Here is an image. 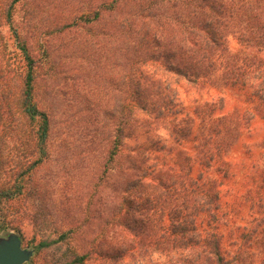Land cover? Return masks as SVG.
Wrapping results in <instances>:
<instances>
[{
  "label": "rangeland",
  "instance_id": "obj_1",
  "mask_svg": "<svg viewBox=\"0 0 264 264\" xmlns=\"http://www.w3.org/2000/svg\"><path fill=\"white\" fill-rule=\"evenodd\" d=\"M201 1L20 0L12 5L13 0H0V61L9 60L15 71L25 74L19 42L25 44L38 69L34 101L49 121L47 156L29 173L24 166L14 167L38 160V120L31 126L22 123V133L2 141L0 185L8 182L7 188L23 189L15 199L0 203V238L15 234L23 250L33 251L30 264H73L75 256L84 254L88 258L83 264H184L185 258L189 264L194 259L195 264H215L193 256L196 250L159 249L151 227L139 233L136 222L144 221V200L151 190L136 187L135 173L127 169L133 159L144 157L147 167L171 166L176 174L192 169L195 176L201 119L194 111L204 104L214 105L215 116L232 117L241 125L225 153L229 179L219 187L224 253L232 264H264V118L253 114L262 84L251 78L241 89L202 86L167 74L161 60L152 56L154 38L173 35L180 42L179 29L204 21H221L229 28L227 44L238 47L228 32H235L242 21L234 13L229 20L226 13L219 17L200 9ZM209 1L226 7L234 3ZM10 6L6 22L3 11ZM145 33L154 47L149 52L140 48ZM13 79L15 93L20 81L17 74ZM166 83L175 93L163 111L157 93L163 95ZM172 106L179 113L175 117L170 116ZM15 107L12 103L16 122ZM124 108L129 115L122 113ZM173 118L176 131L169 123ZM118 127L123 128L122 143L112 160ZM231 138L230 133L224 137Z\"/></svg>",
  "mask_w": 264,
  "mask_h": 264
},
{
  "label": "trees",
  "instance_id": "obj_2",
  "mask_svg": "<svg viewBox=\"0 0 264 264\" xmlns=\"http://www.w3.org/2000/svg\"><path fill=\"white\" fill-rule=\"evenodd\" d=\"M19 1L13 0L12 5ZM233 2V5L226 7L221 3L211 1L207 3L206 0H202V6L199 5V8H207L219 17H224L223 14L226 13L229 20L234 13L235 18L242 21L241 26H238L235 32H228V34L234 35L238 47L231 49L227 44L226 34L229 28L222 25L221 21L216 24L204 21L199 27L179 29L177 34L183 37L180 42H174L173 35L171 38L166 35V38L162 37L161 40L154 38L153 44L156 48L152 56L161 60L167 74L202 86H211L214 89H218L219 86L245 88L248 80L252 78L258 80L264 89V0H233ZM11 6L3 11L6 22L10 21ZM19 47L26 62L25 74L15 71L9 60L4 63L0 61V158L4 137L8 138L10 134L18 135L23 132L22 123L31 126L38 120L39 132L35 144V150L39 155L38 160L31 165L23 164L14 167L15 169L24 166V173H29L40 164L43 157L47 156L45 145L49 121L34 101L38 72L36 62L29 56L23 42H19ZM140 48L147 49L148 52L149 48L154 49L152 42L149 44L148 33L141 36ZM151 60L154 61V59ZM15 74L20 85L14 93L11 84ZM162 92L163 95L160 92L157 95L162 97L161 107L165 111V108L171 105V97H174L175 92L168 83L163 84ZM255 99L253 114L264 118L261 117L264 116V91L257 94ZM12 103L16 106V114L20 121L13 120ZM213 110L214 105L204 104L194 111V114L201 119L200 138L198 148L195 149L198 152L196 162L199 169L195 176L192 174V169L185 173L180 170V174H176L171 166L160 170L147 167L145 163L147 158L144 157L133 159L131 161L133 165L127 169L135 173L133 176L137 178L135 179L136 187L151 190L150 197L144 200L143 210L146 213L143 215L144 221L136 222L140 225V234L149 232L151 227L153 243L159 249L166 251V246L174 252L180 249L188 252L196 250L193 256L196 254V258L203 256L206 263L232 264L233 260L226 257L222 247V235L219 231L223 224L218 215L220 209L218 198L219 187L224 180L229 179L231 172L225 153L228 147L234 145V139L239 137L241 125L232 120V117L231 121L226 115L215 116ZM259 111L261 113L257 114ZM129 112L128 108L122 110L126 116ZM176 114L179 113H176L172 106L170 116L175 117ZM249 116L252 117V115ZM189 121L190 119L183 118L184 123ZM249 121L250 119L246 124ZM169 123L173 131L178 129L176 118L170 119ZM116 131L117 137L110 152L112 160L122 143L123 128L118 127ZM228 133L232 140L224 139ZM174 164L180 167L181 162L175 161ZM3 167L4 164L0 162V175ZM190 167L192 168V164ZM8 184L4 182L0 185H4L0 188V203L11 201L22 194L23 186L15 185L14 188H7ZM126 185L129 183L127 182ZM64 239V235L60 237V241ZM248 239L247 242H250ZM46 246V244L40 245V247ZM87 258L88 254L75 256L73 264H83ZM184 262L187 263V258ZM195 263L194 259L193 264Z\"/></svg>",
  "mask_w": 264,
  "mask_h": 264
},
{
  "label": "water",
  "instance_id": "obj_3",
  "mask_svg": "<svg viewBox=\"0 0 264 264\" xmlns=\"http://www.w3.org/2000/svg\"><path fill=\"white\" fill-rule=\"evenodd\" d=\"M15 234L0 238V264H30L32 250H22Z\"/></svg>",
  "mask_w": 264,
  "mask_h": 264
},
{
  "label": "flooded vegetation",
  "instance_id": "obj_4",
  "mask_svg": "<svg viewBox=\"0 0 264 264\" xmlns=\"http://www.w3.org/2000/svg\"><path fill=\"white\" fill-rule=\"evenodd\" d=\"M20 247H21V249H22V246H21V244H20ZM23 250V249H22Z\"/></svg>",
  "mask_w": 264,
  "mask_h": 264
}]
</instances>
